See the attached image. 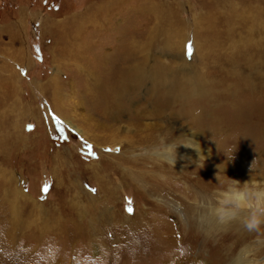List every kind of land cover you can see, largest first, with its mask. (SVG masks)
Wrapping results in <instances>:
<instances>
[{"label": "rangeland", "instance_id": "obj_1", "mask_svg": "<svg viewBox=\"0 0 264 264\" xmlns=\"http://www.w3.org/2000/svg\"><path fill=\"white\" fill-rule=\"evenodd\" d=\"M251 1L238 0L237 6ZM216 2L224 0H0V66L5 63L15 71L21 116L8 136L14 143L0 140V264H217L222 243L184 235L177 243L162 245L154 233L161 218L176 234L185 214L182 199L193 203L195 181L214 176L204 158L183 148L187 138L177 130L190 133L194 126L204 147L211 145L208 133L219 134L222 156L212 159L228 176L237 167L244 178L238 180L256 181L255 188L264 190V140L249 143L253 132L245 131L264 112L255 109L258 104L264 108V92L251 90L254 75L264 76V28L242 29L244 19L255 17L231 15L234 25L239 23V35L225 38L227 26L221 21L231 17L225 14L229 9L216 11ZM214 13L217 21L211 19ZM93 15L103 25L88 22L84 32L74 35L81 20ZM134 37L145 42L149 67L161 63L172 69L157 94L171 85L175 109L188 98L184 110L208 113L212 131H205L203 120L195 125L191 115L139 113L152 110V80L131 90L130 114L115 113L108 120L88 100L77 106L67 103L76 100L79 94L73 91L81 93L88 78L72 59L82 42L89 47V72L107 85L109 77L115 82L116 70L104 71L103 59L111 53L115 59V52ZM21 48L29 59L23 67L18 64ZM54 80L68 93L63 116L51 101ZM36 123L38 131L32 134ZM97 123L114 128L98 129ZM60 150L67 152L58 161L54 152ZM215 200L210 196L209 201ZM9 201L15 208L12 224L3 216ZM241 244L237 253L242 260L264 264V235L253 234Z\"/></svg>", "mask_w": 264, "mask_h": 264}, {"label": "bare ground", "instance_id": "obj_2", "mask_svg": "<svg viewBox=\"0 0 264 264\" xmlns=\"http://www.w3.org/2000/svg\"><path fill=\"white\" fill-rule=\"evenodd\" d=\"M227 1L228 0H224L222 5L221 4L219 5V3L216 2L217 3V10L216 11L223 14L226 11V9H229L225 13L226 16L231 17V15H232V16H234L235 19L238 18L237 16H240V14H241L240 17H243V16L246 17L248 15H252L253 17H255L254 19H250L249 21L244 19V22L247 25L245 27H243L242 29L250 30V29H254L255 27L256 28H258V27L264 28V0H252L251 2L248 3V5L243 2V4L240 6H237L238 0H230L229 2H227ZM210 2H211V0H210ZM212 2H214V1H212ZM216 11H213V12H215L217 15ZM215 13L213 15V18H211V19L214 21H217L218 18L215 15ZM233 13H234V15H233ZM161 14H163V13H161ZM222 14H219V15H222ZM234 18L233 17H231V18L227 17V18H225V21L220 20L221 22H224V25L227 26V33L225 34V38H230V37L233 38L235 35L236 36L239 35V31L235 30L237 28V26L239 27V23L237 24V26H235L234 24L236 22H235ZM88 19H89V21H82L81 20V24H82L81 28L76 26L74 35L78 36V34L83 31L85 24L86 23L88 24V22H89V24L94 25V26L103 25L102 19L99 18L98 16L93 15V16H90V18H88ZM219 24L221 25L222 23L219 22ZM221 32L223 33V31H221ZM222 36H224V35H222ZM72 37L76 38L74 36H72ZM67 41H69V38H67ZM72 41L73 40H71L70 42H72ZM186 41H187V39H186ZM186 41L184 44H186ZM130 42L131 43L129 45H126V46L123 45L121 49L119 48L120 52H118V54L121 56H119L115 52V54H114L115 59H113V56L111 55L112 53L109 54L108 57L103 59L104 71L109 70L108 74H110V73H113V71H110L111 68L116 70L115 79H114L115 82L112 83L113 80L111 79V77H109L110 83L108 82L107 85L101 83L99 81V79H97L94 76L93 73L89 72V71H91L90 70L91 67L87 63H89L90 61L88 60V57L86 55L87 49H89V47H88V45L84 46L85 42H82L80 45H83V46L80 47L79 51H76V53H74L75 55L73 54L72 59H74L73 61H75L76 64H78L81 67V69H84V70H82V72L88 78H87V81L85 82L84 88H83L81 93L79 92L80 90L79 91L78 90L73 91L74 96H77V94H79V96L76 98V100L67 101V103H72L75 106H77L78 103L83 104V101L85 102L86 100H88L90 105H92L98 109L97 111H99L101 114L100 118L108 120L112 116H115V113H125V114L127 113L128 114L129 113L128 111L130 110V109L128 110L129 107L127 108L128 102H130V100H132L131 99V98H133L132 95H134V93H131V90L135 89L137 91L141 87H143L147 81L149 82L152 80L151 83L153 85V92L154 93L152 96H150L151 98L149 100L152 110H149L148 108L147 109H140L139 113L144 112V113H148V114H153L152 112H158V115H159V114H165L164 112L170 111L169 113L171 115H174V116L179 115V116L185 117V115L186 116L191 115V118H192L191 120L193 121V123L195 125H198L199 121L203 120V121H205V131H209L210 129H213L214 128L213 123L211 121L207 120L205 117L208 115V113L201 112L202 114H198V113L186 112L184 110L183 107L187 103H190V100L188 98H185V103L182 104V107L179 110L175 109L174 104H177L178 101H177V99L173 93V88L171 87V85L165 87V89H166L165 93L157 94V92H159L158 88H160L159 84L163 85V81H162L163 77L165 75L171 74L172 69L168 68L167 66H164L161 63L160 64L156 63L155 67H149L147 65L148 63L146 62V58H145V54H144L145 48H146L145 42L144 41L142 42L140 37H134V39L130 40ZM126 43H128V42L126 41L125 44ZM184 52H185V49H184ZM62 53L63 52H61V54ZM196 53H197V51H196ZM26 55H27L26 51L21 48L19 53H18V57L20 60L19 62H21V63H18L20 65V67H23L24 65H26V63L27 64L29 63V59H27ZM64 55H66V54H64ZM62 56H63V54H62ZM69 56H70V53H69ZM184 57H185V53H184ZM83 60H85V61L83 62ZM15 62H17V61L15 60ZM68 64H69V62H68ZM28 73H27V75H28ZM93 77H95V79H93ZM257 77L259 78V76H257ZM54 81H56V80H54ZM54 81L52 84L53 85L52 86L53 91L51 94L52 95L51 101L54 105L55 111H57L60 114L62 113L61 115L63 116L64 112L62 111V109H63V107L66 108V106H67L64 98L66 99L65 96H67L68 93L66 94L63 92L62 86H61L62 83H60V81H56V82H54ZM251 90L254 91V93H256V95L261 91L264 92V76L260 79H257L256 76L254 75V80H253ZM259 94H262V93H259ZM102 96L105 98V99H103V101H101V99H100ZM68 99H70V98H68ZM254 100H256V99L254 98ZM169 104H170V106H169ZM255 109H261L264 111V108H261L259 104H258V106H255ZM67 121L73 128H75L77 131H79V133L81 135L86 136V137L89 136L88 133H86V131L83 128H80L79 126H77L76 124H74L70 120H67ZM38 127L39 126L36 123V127H35L32 134H35L36 131H38ZM97 127H98V129H104V130H109L110 128H114V126L108 125V123H105V124L104 123H97ZM191 128L194 132H190V133L189 132L187 133L186 131L182 132L181 129H179L181 131H178V130L176 131V132H179V136H186V138H187L186 139L187 142L184 143L183 148L188 153H190V154L192 153L194 155V158H197V159H203L204 158L206 160V162L209 163L208 167L210 168L211 173L214 174V176L212 179H210L206 182H203V183L200 181V179L195 181V183H197V184H196V186L194 185L195 189L193 187L194 191H192L194 193V196H195V198L193 199V203H191L190 201H185L184 199H182L183 201L181 202V204H182L183 211L185 212V214H182L183 216H181V218H182V220L180 219L181 224L179 227V231H176V234H175L173 228L170 226L171 224L169 222H167L161 218L156 222L157 225H156V228L154 231V233L156 235V239H158L162 243V245H166V244L171 245V244H173V241H175L177 243L178 236H181V238H182V237H184V235H185V237H188L189 235H191V236H193V238L195 240H197L198 238H199L198 240H200L202 238L201 240L204 239V240H206V242L207 241H214V243L216 245H219V246L222 243L221 245H223V247L220 246L219 249L221 252L222 251L223 252L220 255H218V254L216 255L217 257H219L217 259V262H216L217 264H245L248 261L246 262V261L242 260L241 256H239L240 254L237 253V250L240 247L239 244H241V243L245 244L247 238H249L253 234H259V236L264 235V217H263V215L259 214V223H256L255 226L250 227L249 223H250V216H251V212H252V209H250V208L241 209L238 213L230 214V215L225 216V217L219 216L214 211L215 206L217 204V200H215V202L209 201L210 196H212V195L217 196V191L219 189L223 188L227 183L230 182L229 177H231L232 179H235V180H238V179L243 180L244 178H239L240 176L237 174V170H236L237 167L234 168L232 170L233 173L228 176L226 170L223 169V165L221 163L215 162L212 159V158H215V157L221 155V154H219V152H221L220 151V149L222 148L221 144H223L224 142L222 140L217 139V135L219 136V134L215 135L214 133L209 134L207 132L208 134L206 133L207 134L206 138L210 141L211 145H210V147H208L209 145H206V147H204V146H201L199 141H198L199 136H200V134L198 133L199 132L198 129L195 130L194 126H192ZM216 130L218 131V128H216ZM210 131H212V130H210ZM245 131L253 132V135L248 139L249 143L263 141L264 140V112H262L261 114H259L257 116H254L252 122L250 124H248L247 129ZM214 137H216V140L213 141ZM115 138L118 139L117 137H115ZM246 141H247V139H246ZM95 143H96V145L103 146L97 142H95ZM207 147L209 148V150L211 152H209ZM62 148L64 149L63 146L60 149H62ZM213 154L215 156H213ZM224 155H225V153H224ZM228 155H230V154L228 153L227 156ZM225 159H226V157H225ZM95 162H97V161L95 160ZM225 164H226V162H225ZM144 176H145V173H144ZM238 181H240V180H238ZM19 183H20V181H19ZM247 183L249 184V186H255L256 187V185H257L256 181L253 182V185H251V183H249V182H247ZM153 184H155V183H153ZM156 185H154V186H156ZM150 186H151V184H150ZM200 200H201V202H200ZM196 201H197V203H196ZM198 201L200 204L198 203ZM12 203L13 202H10V201L6 202L7 208H3L4 213L2 212L4 219L6 220V223H8V224L15 223V219H14L15 208H14ZM201 203H202V206H201ZM208 203H210V204H208ZM149 205H151V204H149ZM151 208H152V206H151ZM107 210L108 209H106V208L103 209V211L106 213H107ZM151 210H153V209H151ZM141 214H143V213H141ZM143 216H145V215H143ZM140 219H141V217H140ZM147 223H149V222H147ZM180 230L182 231V233ZM178 232H180V235H178ZM204 240H203V243H204ZM208 244H209V242H208ZM246 246H248V245H246ZM248 264H250V263L248 262Z\"/></svg>", "mask_w": 264, "mask_h": 264}, {"label": "clouds", "instance_id": "obj_3", "mask_svg": "<svg viewBox=\"0 0 264 264\" xmlns=\"http://www.w3.org/2000/svg\"><path fill=\"white\" fill-rule=\"evenodd\" d=\"M175 163V160L170 161ZM223 188L217 191V204L214 211L221 217L236 214L241 209H252L249 226L259 223V214L264 213V190H256L255 186H249L247 182L229 178Z\"/></svg>", "mask_w": 264, "mask_h": 264}, {"label": "crops", "instance_id": "obj_4", "mask_svg": "<svg viewBox=\"0 0 264 264\" xmlns=\"http://www.w3.org/2000/svg\"><path fill=\"white\" fill-rule=\"evenodd\" d=\"M11 102H13L12 105ZM17 112H19V103L15 101V71L10 65L2 63L0 66V140L3 143L9 145L14 143L12 138L8 136L15 130V125L21 117ZM64 151L67 152V150L54 152L59 158L58 161H61L63 154H66Z\"/></svg>", "mask_w": 264, "mask_h": 264}]
</instances>
